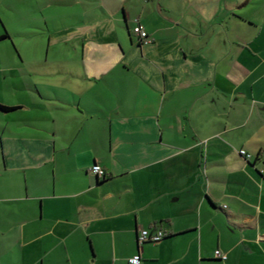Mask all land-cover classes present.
I'll return each instance as SVG.
<instances>
[{
  "label": "crops",
  "instance_id": "0c3cea01",
  "mask_svg": "<svg viewBox=\"0 0 264 264\" xmlns=\"http://www.w3.org/2000/svg\"><path fill=\"white\" fill-rule=\"evenodd\" d=\"M32 3L58 57L0 71V264H264V0Z\"/></svg>",
  "mask_w": 264,
  "mask_h": 264
},
{
  "label": "rangeland",
  "instance_id": "374dc122",
  "mask_svg": "<svg viewBox=\"0 0 264 264\" xmlns=\"http://www.w3.org/2000/svg\"><path fill=\"white\" fill-rule=\"evenodd\" d=\"M27 1L31 5L24 6L23 0H0L1 22L5 25V27L7 26L10 31L13 30L14 32H19L20 34L13 38L10 43H5L0 46V71H3L1 73H5L4 75L6 78H8L7 72L10 68L11 71L15 70V74H27L34 72V67L39 68L40 64L45 60L46 56H49L50 62L57 60L58 57V48L50 47L48 49V46L43 43L44 41L42 37H34L32 35H29L31 33L24 32L25 30L30 31L33 26L36 27L37 20H39L37 11H35L32 3L33 0ZM127 6H131L129 2H127ZM256 6H258V4ZM28 9H30V15L25 19L23 14ZM244 9L242 8L241 10H239V12H242ZM2 23L0 24V32H2ZM4 47L9 48V58L4 55ZM46 67L47 70H49L50 64H48V66ZM2 77V74H0V78ZM1 83L2 82L0 81V84ZM3 98L7 100V102L10 100V97H8L7 93L4 94ZM3 104H5V102L0 99V107H3Z\"/></svg>",
  "mask_w": 264,
  "mask_h": 264
},
{
  "label": "built area",
  "instance_id": "2783aa9c",
  "mask_svg": "<svg viewBox=\"0 0 264 264\" xmlns=\"http://www.w3.org/2000/svg\"><path fill=\"white\" fill-rule=\"evenodd\" d=\"M133 34L139 39V41L143 45H148L150 43L146 31L139 24H136L135 27L133 28ZM239 153L240 155L246 154L245 151L243 150L240 151ZM92 173L99 178H105L106 176L105 171L99 165H96L92 168ZM166 236H167L166 232H163L161 230L158 231L141 230L138 233L137 242L139 245H143L145 243H158L161 240H163ZM215 257L217 259H222V260L226 259V257L223 256L219 251L215 252ZM140 262L141 259L139 255L132 257L128 261L129 264H140Z\"/></svg>",
  "mask_w": 264,
  "mask_h": 264
},
{
  "label": "trees",
  "instance_id": "16d2710c",
  "mask_svg": "<svg viewBox=\"0 0 264 264\" xmlns=\"http://www.w3.org/2000/svg\"><path fill=\"white\" fill-rule=\"evenodd\" d=\"M3 38H6V36H2L0 39H3ZM0 110L6 112V111H12L13 109L12 108H9V107H4L3 106V107H0Z\"/></svg>",
  "mask_w": 264,
  "mask_h": 264
}]
</instances>
